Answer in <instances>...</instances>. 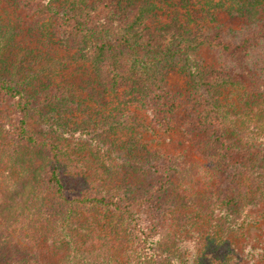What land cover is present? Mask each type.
<instances>
[{"label": "trees", "instance_id": "obj_1", "mask_svg": "<svg viewBox=\"0 0 264 264\" xmlns=\"http://www.w3.org/2000/svg\"><path fill=\"white\" fill-rule=\"evenodd\" d=\"M1 9L0 264H264V0Z\"/></svg>", "mask_w": 264, "mask_h": 264}, {"label": "rangeland", "instance_id": "obj_2", "mask_svg": "<svg viewBox=\"0 0 264 264\" xmlns=\"http://www.w3.org/2000/svg\"><path fill=\"white\" fill-rule=\"evenodd\" d=\"M0 11H2V9ZM1 14L4 15L5 13H1ZM10 19L11 20L14 19V16L11 14H10ZM199 57L203 59L205 65H208L214 61H216L215 63L218 65L223 64L222 61L218 59L217 53L212 50L201 49L199 51ZM38 65L41 66V64ZM49 65H51L49 62L47 63L45 62L42 64V66L45 68L49 67ZM40 66H38V69ZM76 68L77 69H75L74 66H70L69 68H63L61 70L56 69L58 73H56L57 75L52 79H54L56 82H61L62 84L70 87L71 89L73 88V90L75 89L76 91L75 90L74 91L79 94L80 93L84 94L85 92L80 88V86H82L81 84L83 83V80H85L87 76H85L84 74L85 70L82 67H79V64L78 67L76 66ZM186 87L187 84H185L184 89H186ZM236 105L239 107V104ZM183 114L184 113H181V116H183ZM181 121L182 120L180 119L179 124H182ZM30 130L35 134H37L38 136H41L43 134V126H41L38 122H35V120H33L30 123ZM196 134L197 133L194 130H192V132L186 135L185 134L183 135L181 132H173L172 135H170L171 137H169L171 142L169 140L170 142L169 145H166L164 143L163 147L165 148V150H167V152L173 153L177 156L180 155V157H178L179 159H183L186 157L185 160H183L185 164L194 163L196 161L202 164V160L198 158L194 154V152H192L193 150L191 148V142H192L191 139L195 137Z\"/></svg>", "mask_w": 264, "mask_h": 264}, {"label": "clouds", "instance_id": "obj_3", "mask_svg": "<svg viewBox=\"0 0 264 264\" xmlns=\"http://www.w3.org/2000/svg\"><path fill=\"white\" fill-rule=\"evenodd\" d=\"M188 243V246L191 248L192 247V243L194 242H187Z\"/></svg>", "mask_w": 264, "mask_h": 264}]
</instances>
